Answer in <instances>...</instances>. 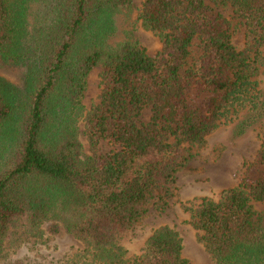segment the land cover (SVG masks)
I'll list each match as a JSON object with an SVG mask.
<instances>
[{"label":"trees","instance_id":"16d2710c","mask_svg":"<svg viewBox=\"0 0 264 264\" xmlns=\"http://www.w3.org/2000/svg\"><path fill=\"white\" fill-rule=\"evenodd\" d=\"M130 7L0 0V66L17 70L15 80L0 75V243L40 237L46 223L83 243L82 264H189L170 226L154 228L132 258L123 241L148 203L162 208L174 193L189 157L182 144H202L219 124L235 122L237 134L260 127L264 0H142L140 24L160 42L154 55L123 28ZM235 25L241 48L232 42ZM94 66L97 102L83 113ZM245 170L216 199L185 207L215 264H264V209L252 207L264 204V133Z\"/></svg>","mask_w":264,"mask_h":264},{"label":"rangeland","instance_id":"374dc122","mask_svg":"<svg viewBox=\"0 0 264 264\" xmlns=\"http://www.w3.org/2000/svg\"><path fill=\"white\" fill-rule=\"evenodd\" d=\"M128 15L121 24L132 40L142 47L148 55H154L160 48L158 37L141 26L138 11L142 0H130ZM232 23L236 19L229 6L216 8ZM232 42L237 48L243 46L242 27L236 26L232 32ZM264 55V52H263ZM262 70V69H261ZM100 67H92L85 78V88L81 103L83 113L97 102L99 93ZM17 70L13 66H0V75L8 80H15ZM264 73L256 78L262 85ZM149 109L144 108L140 118L147 121ZM235 122L219 124L207 134L200 145L182 144L189 157L175 173V191L169 196L162 208L153 203L144 207L140 219L134 224L123 241L126 256L132 258L150 232L159 226L174 228L181 239V255L189 264H215L197 239L193 227L189 224L187 206L193 205L197 199L206 197L216 199L223 189L234 187L245 175L246 167L256 155L261 135L264 133V118L254 130V125L246 127L240 134L235 132ZM78 137L82 151L88 153V145L83 134V121L77 122ZM252 207L260 212L264 209L261 202H253ZM40 237L28 238L15 244L5 240L0 243V264L19 261L21 264H82L87 257L83 252V243L62 229L58 232L47 230L46 223L41 225ZM88 261V260H86ZM89 262V261H88Z\"/></svg>","mask_w":264,"mask_h":264}]
</instances>
